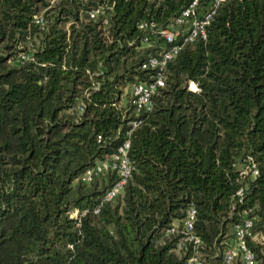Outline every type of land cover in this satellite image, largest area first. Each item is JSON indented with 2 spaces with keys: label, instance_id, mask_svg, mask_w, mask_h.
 <instances>
[{
  "label": "trees",
  "instance_id": "1",
  "mask_svg": "<svg viewBox=\"0 0 264 264\" xmlns=\"http://www.w3.org/2000/svg\"><path fill=\"white\" fill-rule=\"evenodd\" d=\"M191 1L0 0V264H226L244 215L264 264V0H223L127 134L124 88L162 50L138 24L165 29ZM126 138L131 174L101 203L116 172L79 177ZM190 206L201 242L178 248Z\"/></svg>",
  "mask_w": 264,
  "mask_h": 264
},
{
  "label": "built area",
  "instance_id": "2",
  "mask_svg": "<svg viewBox=\"0 0 264 264\" xmlns=\"http://www.w3.org/2000/svg\"><path fill=\"white\" fill-rule=\"evenodd\" d=\"M202 0H192L190 4L184 8L178 17H176L171 25L165 29H158L154 22L141 21L138 24L140 29H147V33L142 39L141 46H151L155 39H160L158 44L162 46V50L158 56L152 55L149 60L142 65V68L152 67L155 69L150 81L136 79L129 83L122 94L121 104H129L132 107L134 117L128 120L130 130L136 128L141 120L139 118L143 111L152 108V97L159 87L165 84V67L168 60L172 59L181 47L185 44L192 43L196 39L206 38V26L210 23L219 4L223 0H207V3L201 4ZM102 12L101 8L92 9L90 17H96ZM36 22L42 24L41 17L36 18ZM104 23L107 24V18L104 17ZM21 59L26 58V55H21ZM192 90H196L194 83L190 84ZM130 145L129 138L118 147L113 154L106 155L102 160L95 163L92 167L86 169L79 177L84 183H90L95 177L103 176L108 171H115L117 180L108 188L101 197V203L113 200L118 196L123 189L128 177L131 174L132 165L128 157V149ZM248 165L253 175L257 174V169L251 157L247 158ZM243 170L242 173H245ZM238 196H242V189L237 191ZM98 207L95 211H98ZM75 214V213H74ZM196 210L190 206L186 210V216L183 220V232L178 248L183 247L185 242L193 241L199 244L200 238L192 233V227L195 220ZM253 219L248 216H243L234 224L233 237L226 243L222 251L223 261L226 264H233L237 258H240L243 264H255V254L246 243V237L250 234V229L253 226ZM176 232V226L173 225L167 230V233ZM188 264H202L196 257H192Z\"/></svg>",
  "mask_w": 264,
  "mask_h": 264
},
{
  "label": "rangeland",
  "instance_id": "3",
  "mask_svg": "<svg viewBox=\"0 0 264 264\" xmlns=\"http://www.w3.org/2000/svg\"><path fill=\"white\" fill-rule=\"evenodd\" d=\"M190 86H191V85H190ZM190 86H189V88L192 89L193 87L191 86V87H192V88H191Z\"/></svg>",
  "mask_w": 264,
  "mask_h": 264
}]
</instances>
